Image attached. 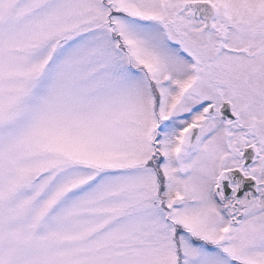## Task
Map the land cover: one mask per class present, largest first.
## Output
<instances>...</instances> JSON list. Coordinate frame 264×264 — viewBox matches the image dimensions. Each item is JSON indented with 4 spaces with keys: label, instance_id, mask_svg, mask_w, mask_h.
Instances as JSON below:
<instances>
[{
    "label": "snow or ice",
    "instance_id": "obj_1",
    "mask_svg": "<svg viewBox=\"0 0 264 264\" xmlns=\"http://www.w3.org/2000/svg\"><path fill=\"white\" fill-rule=\"evenodd\" d=\"M0 264H264V0H0Z\"/></svg>",
    "mask_w": 264,
    "mask_h": 264
}]
</instances>
